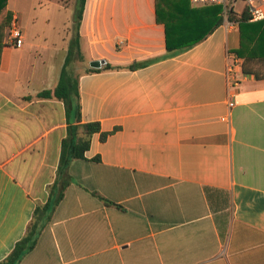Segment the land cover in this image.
<instances>
[{
    "label": "crops",
    "instance_id": "1",
    "mask_svg": "<svg viewBox=\"0 0 264 264\" xmlns=\"http://www.w3.org/2000/svg\"><path fill=\"white\" fill-rule=\"evenodd\" d=\"M66 1L7 0L24 41L0 60V262L62 193L19 264H264V61L231 92L239 24L190 0H85L78 22Z\"/></svg>",
    "mask_w": 264,
    "mask_h": 264
},
{
    "label": "trees",
    "instance_id": "2",
    "mask_svg": "<svg viewBox=\"0 0 264 264\" xmlns=\"http://www.w3.org/2000/svg\"><path fill=\"white\" fill-rule=\"evenodd\" d=\"M84 4L85 0H81L80 8L76 14L78 22L82 19ZM6 6L7 0H0V60L3 47L6 44L7 30L12 22V14L7 10ZM214 8L216 12L215 25L217 28L223 22V18L220 16L222 9L219 6H214ZM249 18L250 15L247 9H245L240 16L233 11L229 17V21L238 23L240 27L241 44L237 50V54L243 58L245 62L264 61V20L250 23ZM75 48L77 49L78 56L75 54ZM76 59H82L79 49V39L72 43L65 68L61 73L59 84L55 89V97L65 102L68 106L71 100L78 96V81L68 70V66ZM95 71L98 70L89 69V72ZM48 96H52L51 92L41 94V97ZM85 130L87 136L90 137L92 134L100 132L101 127L99 123H90L85 126ZM106 137L107 134H102L101 140L104 141ZM89 144V139L79 142L76 146L74 157L82 158L85 151L89 148ZM62 197L63 194L61 193L58 197H51L45 204L36 207L23 238L15 244L11 253L1 261L0 264H19L22 259L36 247L41 232L51 223L54 210ZM101 199L106 205L112 204L103 198Z\"/></svg>",
    "mask_w": 264,
    "mask_h": 264
},
{
    "label": "built area",
    "instance_id": "3",
    "mask_svg": "<svg viewBox=\"0 0 264 264\" xmlns=\"http://www.w3.org/2000/svg\"><path fill=\"white\" fill-rule=\"evenodd\" d=\"M196 7L219 6L222 9V16L226 22L234 11L235 6L240 0H190ZM244 2L250 15L249 21L259 22L264 20V0H241ZM24 41V34L21 30L17 18H12L8 28L6 44L12 47H19ZM228 64L226 69V82L228 88L233 93L241 84L243 78V58L237 53L228 54ZM234 96V94H233ZM234 106V101L230 102Z\"/></svg>",
    "mask_w": 264,
    "mask_h": 264
},
{
    "label": "rangeland",
    "instance_id": "4",
    "mask_svg": "<svg viewBox=\"0 0 264 264\" xmlns=\"http://www.w3.org/2000/svg\"><path fill=\"white\" fill-rule=\"evenodd\" d=\"M66 2L69 3V0H67ZM79 6H80V0H76V2L74 3V9L75 10L78 9ZM243 6H244V2L241 1V0L238 1L237 4H236V6H235L234 12H236V13L241 12L242 9H243ZM67 14L68 13L66 11L65 15H67ZM55 15H56L55 17H56L57 24H59V21H60V23H62V20L64 18L63 11L61 13H59L58 11H56L55 12ZM71 31L74 33V31H73V25H72ZM74 66H75V72H74L75 75H78L79 72L83 71V67H84L83 66V63H81V62L78 61V62H76V64L74 63Z\"/></svg>",
    "mask_w": 264,
    "mask_h": 264
},
{
    "label": "water",
    "instance_id": "5",
    "mask_svg": "<svg viewBox=\"0 0 264 264\" xmlns=\"http://www.w3.org/2000/svg\"><path fill=\"white\" fill-rule=\"evenodd\" d=\"M103 64H104V61H96V62H93L91 66L94 68H101Z\"/></svg>",
    "mask_w": 264,
    "mask_h": 264
}]
</instances>
